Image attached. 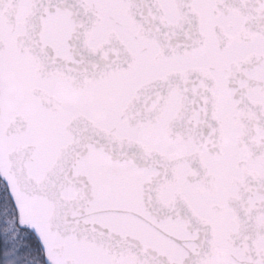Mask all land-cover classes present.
<instances>
[{
  "label": "snow or ice",
  "instance_id": "obj_1",
  "mask_svg": "<svg viewBox=\"0 0 264 264\" xmlns=\"http://www.w3.org/2000/svg\"><path fill=\"white\" fill-rule=\"evenodd\" d=\"M0 264H264V0H0Z\"/></svg>",
  "mask_w": 264,
  "mask_h": 264
}]
</instances>
